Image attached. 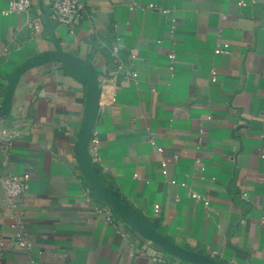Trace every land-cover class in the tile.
<instances>
[{"label": "crops", "instance_id": "crops-1", "mask_svg": "<svg viewBox=\"0 0 264 264\" xmlns=\"http://www.w3.org/2000/svg\"><path fill=\"white\" fill-rule=\"evenodd\" d=\"M79 1L70 32L45 18L48 0L8 14L0 0V101L24 61L53 55L17 78L0 124V177L29 174L18 202L32 243L13 245L0 183V264H264V0ZM117 37L135 80H117L111 103L100 91L87 155L145 234L94 190L78 156L86 78L106 81Z\"/></svg>", "mask_w": 264, "mask_h": 264}, {"label": "built area", "instance_id": "built-area-1", "mask_svg": "<svg viewBox=\"0 0 264 264\" xmlns=\"http://www.w3.org/2000/svg\"><path fill=\"white\" fill-rule=\"evenodd\" d=\"M241 4L245 2L240 1ZM35 4V0H9L6 8L2 10L4 14L11 12H25L29 13L32 11ZM44 15L50 21H54L58 24L65 25L70 32H74L76 27L80 24L83 14L85 12V5L79 0H48L47 6L43 5ZM167 12L168 10H164ZM30 28L33 30H39L41 24L39 22L30 23ZM174 25H172L171 33L173 32ZM123 45L119 42L118 37L114 39L113 44L111 45V62L110 66L105 68L103 77L106 81L101 83L99 81V94L100 91H104L108 94V101L106 103L114 102L116 91L114 90L117 80L121 82L134 81L136 76V70L134 66L135 55L129 53L122 55ZM217 53L225 51V45H220L217 43L215 47ZM170 60V67L175 60V53L170 52L168 54ZM215 79V76L212 77ZM6 92V91H5ZM5 95V93H4ZM3 95V97H4ZM3 99V98H2ZM1 99V101H2ZM0 101V103H1ZM98 101V107H99ZM4 118L0 119V124ZM1 129V128H0ZM1 133L5 134L4 130L1 129ZM97 137L96 134H93L91 131L90 139L88 144H91L90 150L93 154H96L97 150ZM204 141V132L203 129H200L199 134L197 135V142L200 145ZM9 146V141L3 137H0V152L6 149ZM159 151L162 150L161 147H157ZM264 155V153L262 154ZM199 157L196 158V163H199ZM162 173H167V164L162 162ZM137 176V175H136ZM139 178V177H138ZM29 174H8L0 177V183L3 189V192L6 196L8 205L12 211V219L10 226L14 229L12 236V243L15 247L28 251L32 248V243L27 239V230L25 229L23 222L21 220L22 209L19 206V197L26 192L28 187ZM89 191L88 188L85 189V194ZM191 196L199 198L200 195L194 191H190ZM158 207V205H155ZM97 211L101 212V209L97 208ZM106 214V213H105ZM105 219L108 222H113V218L109 215H105ZM260 223L264 224V217L260 218ZM0 244L2 242L0 241Z\"/></svg>", "mask_w": 264, "mask_h": 264}, {"label": "water", "instance_id": "water-1", "mask_svg": "<svg viewBox=\"0 0 264 264\" xmlns=\"http://www.w3.org/2000/svg\"><path fill=\"white\" fill-rule=\"evenodd\" d=\"M48 21H50L47 17H45ZM53 56L52 53L46 55H40L35 58L28 59L24 61L13 73L12 79L10 81L9 86L6 89L5 95L0 103V119L5 118L6 111L11 100V96L15 87V82L17 78L29 67L34 65L37 61H41L43 58H47ZM88 84V91L86 97V111L85 117L83 121V125L78 138V156L81 164V168L88 179L91 186L95 191L99 192L107 201L112 203L117 210L125 215L127 218L132 219L135 223V226L140 229V231L145 234L146 228L143 223L140 222L134 215L129 214L125 209L124 211L120 210L121 204L111 195V193L102 185L98 176L92 170L88 155L87 148L88 142L90 139L91 131L93 129L94 117L98 109V98H99V80L97 74L90 72L86 78ZM171 250L176 251V247L171 245Z\"/></svg>", "mask_w": 264, "mask_h": 264}]
</instances>
